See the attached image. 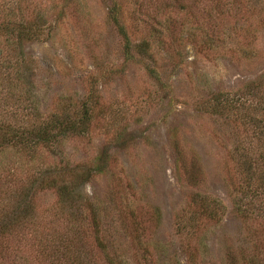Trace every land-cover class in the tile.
<instances>
[{
  "label": "rangeland",
  "instance_id": "rangeland-1",
  "mask_svg": "<svg viewBox=\"0 0 264 264\" xmlns=\"http://www.w3.org/2000/svg\"><path fill=\"white\" fill-rule=\"evenodd\" d=\"M117 1L133 38L140 36L139 18L186 24L168 38L176 51H158L160 82L143 63L125 59L122 36L108 18L112 0H0V22L35 23L44 34L24 43L42 115H68L70 102L93 107L87 132L63 139L58 154L0 148V230L13 224L10 235L0 232V260L69 264L50 248L77 244L87 264H105L88 209L73 219L53 189L37 186L58 168L64 175L86 171L84 194L97 204L103 233L121 248L125 264H147L145 258L194 264L190 253L199 239L210 253L197 264H246L241 249L264 264V200L243 198L241 167L247 157H264V134L257 135L264 131V0H168L160 14L165 0L143 1L142 13L135 0ZM203 29L216 34L206 47L198 37ZM0 51L8 55L2 35ZM7 74L0 64V119ZM218 96L243 108L216 111ZM9 111L16 113H6L8 120L23 125L24 112ZM103 156L105 169L96 172ZM199 194L222 204L219 221L204 216ZM71 248L77 256L79 248Z\"/></svg>",
  "mask_w": 264,
  "mask_h": 264
},
{
  "label": "trees",
  "instance_id": "trees-1",
  "mask_svg": "<svg viewBox=\"0 0 264 264\" xmlns=\"http://www.w3.org/2000/svg\"><path fill=\"white\" fill-rule=\"evenodd\" d=\"M145 0H135L134 4L139 7L140 13H142L141 6H143ZM168 0L163 1L158 14L164 12L170 5ZM179 1V0H173ZM162 2V1H160ZM134 13L136 8L134 6ZM125 10L123 6L117 1L112 0V6L109 9V19L117 27L119 34L123 39V52L127 61L143 63L150 77L161 81V75L157 70V56L160 50L162 54H170L176 51L173 47V43L168 41L169 37L182 33L186 27L184 22H180L179 25L176 19L173 18H160L152 17L151 20L146 18H139L140 27L136 30L140 33L138 38H133L131 32L125 22ZM205 33V34H204ZM204 34V35H203ZM0 35L6 37L8 55L0 56V64L8 69L7 76L4 80L7 81V87L10 88L7 96L4 98V105L1 111L6 113H12L15 115L16 111H9L15 109L24 112L25 121L23 125L18 121H9L6 113L0 119V148L3 147H15L27 154H35L39 148H47L52 153L58 154V145L63 139L71 135H84L92 120L93 107L84 101L81 108H77L76 104L70 102V108L68 109V115L63 116L57 112L46 114L43 116L40 112V106L38 98L33 92V82L31 77L33 63L32 60H28L24 52V43L32 40L41 39L43 32L42 29L36 26L35 23H13L10 21L0 22ZM216 34L205 32L200 30L198 35L201 38L204 47L205 42L214 41ZM216 39V38H215ZM176 40V38H175ZM219 41V40H218ZM213 50L211 46H207L206 50ZM2 52L0 51V55ZM172 56V55H170ZM14 61V65L11 67V62ZM17 65V70L14 71ZM11 67V68H10ZM5 83V82H2ZM13 99L15 101H13ZM257 109L260 107L256 105ZM212 107L216 111H241L243 104L235 99H221L216 97L212 103ZM19 108V109H18ZM256 110V109H255ZM81 114V115H79ZM21 118V114L17 115V118ZM264 131H260L258 139L261 140ZM106 156L101 158L100 163L95 167V171H103L104 161ZM242 169L245 171V187L243 190L244 199L248 203H256L264 200V157L261 155L260 159H251L247 157L242 161ZM58 168H53L45 172L46 176L38 182L37 186L53 189L57 196L59 205L68 211V214L74 219L77 216L84 214V209H88V213L92 220V229L94 232V239L96 242V250L103 259L105 264H125L124 257L120 247H116L114 241L109 240L103 233V227L100 223L101 215L97 204L86 197L83 191V186L87 180L81 178L86 175V171L76 172L74 169L69 170V174L64 170L59 171ZM83 175H82V174ZM67 175V177H65ZM33 187H35V181H32ZM199 200L204 209V216L208 220L219 221L222 213V204L214 199H208L207 197L199 194ZM242 198V199H243ZM243 201V200H242ZM160 213L157 214L159 220ZM16 215L9 219V223L14 222ZM17 220V219H16ZM193 221V218L191 219ZM200 223L192 224V227ZM13 224L5 225L1 228L0 232L10 235L13 231L11 227ZM10 227V228H9ZM183 227V226H182ZM198 230V227H194ZM137 239V240H136ZM137 244L142 243L140 235H136ZM248 244L249 241L243 242ZM203 245V247H202ZM71 247H78L77 256L71 257L74 251ZM206 247V249H204ZM50 250L53 253H60L63 257L67 258L69 264H87V261L82 258L84 252L77 244L68 245L65 250L61 251L58 246H51ZM247 250V249H246ZM241 253L246 257V264H258L255 255H250L241 249ZM210 248L202 239H199L198 244L194 245L191 255V261L194 264L198 263L197 257L208 255ZM157 260L153 258L146 259L147 264H156ZM0 264H7L5 261L0 260ZM92 264H96L92 261ZM144 264V263H143Z\"/></svg>",
  "mask_w": 264,
  "mask_h": 264
}]
</instances>
